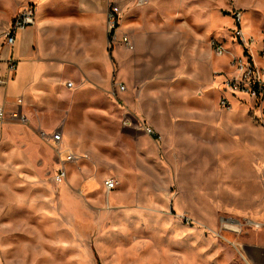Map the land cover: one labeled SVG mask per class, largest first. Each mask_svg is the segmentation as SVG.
I'll return each instance as SVG.
<instances>
[{"label": "rangeland", "instance_id": "1", "mask_svg": "<svg viewBox=\"0 0 264 264\" xmlns=\"http://www.w3.org/2000/svg\"><path fill=\"white\" fill-rule=\"evenodd\" d=\"M102 1L107 7L109 0ZM110 1L123 8V17L137 3ZM162 2H171L164 12L170 17L212 20L219 36L237 44L239 56L232 15L240 10L253 41L249 53L264 71V0ZM28 3L37 6L36 0H0V33L14 7ZM229 98L242 109L223 108L220 100L219 107L245 114V154L183 155L174 146L163 152L139 131L145 155L133 171L130 163L139 159L132 140L107 138L98 148L99 134L77 124L93 140L86 158L64 163L61 184L53 178L65 152L24 127L0 128V264H264L258 247L264 243V92ZM108 178L117 182L110 193ZM60 187L69 198H61Z\"/></svg>", "mask_w": 264, "mask_h": 264}, {"label": "crops", "instance_id": "2", "mask_svg": "<svg viewBox=\"0 0 264 264\" xmlns=\"http://www.w3.org/2000/svg\"><path fill=\"white\" fill-rule=\"evenodd\" d=\"M36 1L35 24L20 30L12 50H3L0 57V72L6 76L7 56L17 63L13 79L0 88V105L18 110L24 122L9 121L0 128L24 127L50 146L39 134L56 128L62 134L61 152L77 155L90 151L89 128L99 134L98 148L107 138L132 140L139 159L145 155L139 140L144 131L137 127L142 122L155 131L153 136L144 132V139L163 152L174 146L183 155L245 154V114L223 113L219 107L221 79L233 74L230 61L239 56L238 46L225 34L219 36L212 20L190 19L186 13L170 17L164 12L171 2L137 0L116 30L117 37L130 39L134 48L129 50L110 42L108 5L102 0ZM19 7L4 20L3 30ZM213 40L226 49L224 55L215 54ZM116 82L124 85L117 95ZM17 98L22 103L15 108ZM234 106L236 112L242 109ZM139 161L130 163L129 170L140 169ZM59 191L61 198H69L65 188ZM48 196L59 195L48 189ZM258 247L264 251V243Z\"/></svg>", "mask_w": 264, "mask_h": 264}, {"label": "built area", "instance_id": "3", "mask_svg": "<svg viewBox=\"0 0 264 264\" xmlns=\"http://www.w3.org/2000/svg\"><path fill=\"white\" fill-rule=\"evenodd\" d=\"M123 14V8L121 9L114 1L108 2V9L106 12L107 29L109 34L112 33L110 42L120 43L125 48L132 50L134 48L128 36L123 35L117 37L116 30L120 24V18ZM234 28L232 29V38L238 41V44L243 48V53L240 56H233L230 61V67L233 70L231 76H225L222 81V92L223 95L220 98V104L223 108H230L231 101L230 97H235L236 94L248 95L252 98H257L262 96L264 92V71L259 68V66L254 61L253 57L249 53V48L253 45L251 38H247L245 31L243 30V17L240 10H235L233 12ZM36 22V7L35 5L28 3L22 10H20L17 15L10 21L8 27L0 33V57L3 50L11 51L15 41L16 35L20 30L27 27L33 26ZM211 46L215 51V54L222 56L225 54L226 49L218 41L213 40ZM261 51L264 52V39L261 41ZM7 63V76L5 79H0V84H5L16 71L17 63L13 59V56L9 54L6 58ZM65 86L67 88H72V82H66ZM124 91V85L116 82V90L114 94L117 95L119 92ZM18 107L21 104V100H17ZM24 122V116L18 110H7L4 105H0V126H3L7 122ZM137 127L143 130L146 134L153 136L155 131L139 122ZM40 137L43 140H47L51 143L54 148L59 149L62 142V134L59 130L47 134L45 132H40ZM86 158V155H77L72 151H65L63 158V163L57 169L54 174V182L56 184H61L65 181L66 170L64 168V163H74L79 159ZM264 184V181H263ZM117 187V182L113 178H108L104 181L105 191L111 192Z\"/></svg>", "mask_w": 264, "mask_h": 264}, {"label": "bare ground", "instance_id": "4", "mask_svg": "<svg viewBox=\"0 0 264 264\" xmlns=\"http://www.w3.org/2000/svg\"><path fill=\"white\" fill-rule=\"evenodd\" d=\"M242 17H243V15H242Z\"/></svg>", "mask_w": 264, "mask_h": 264}]
</instances>
